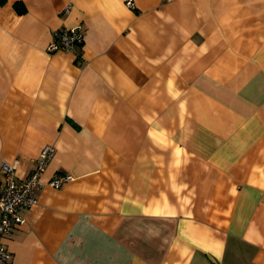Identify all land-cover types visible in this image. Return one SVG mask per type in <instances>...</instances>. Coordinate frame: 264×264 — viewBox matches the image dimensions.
Instances as JSON below:
<instances>
[{"label": "crops", "instance_id": "obj_1", "mask_svg": "<svg viewBox=\"0 0 264 264\" xmlns=\"http://www.w3.org/2000/svg\"><path fill=\"white\" fill-rule=\"evenodd\" d=\"M133 2L0 0V181L55 148L0 264H264V0Z\"/></svg>", "mask_w": 264, "mask_h": 264}, {"label": "built area", "instance_id": "obj_2", "mask_svg": "<svg viewBox=\"0 0 264 264\" xmlns=\"http://www.w3.org/2000/svg\"><path fill=\"white\" fill-rule=\"evenodd\" d=\"M129 9H135L133 0H124ZM83 44V28L81 25L55 31L46 46L47 52L57 51L76 53ZM55 148L45 145L35 160L34 167L24 177L16 174L17 163L4 162L1 166L2 180L0 181V262H7L9 254L1 239L11 232L12 228L24 222L22 211L30 208L36 202L34 192L40 186V179L49 161L53 158ZM72 176L57 174L47 184L59 188L63 183L72 180Z\"/></svg>", "mask_w": 264, "mask_h": 264}, {"label": "trees", "instance_id": "obj_3", "mask_svg": "<svg viewBox=\"0 0 264 264\" xmlns=\"http://www.w3.org/2000/svg\"><path fill=\"white\" fill-rule=\"evenodd\" d=\"M14 7L17 13L22 14L24 12V7L21 4L15 3Z\"/></svg>", "mask_w": 264, "mask_h": 264}]
</instances>
